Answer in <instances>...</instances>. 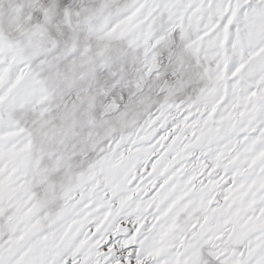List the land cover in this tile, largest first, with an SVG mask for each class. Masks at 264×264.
<instances>
[{"label":"snow or ice","instance_id":"obj_1","mask_svg":"<svg viewBox=\"0 0 264 264\" xmlns=\"http://www.w3.org/2000/svg\"><path fill=\"white\" fill-rule=\"evenodd\" d=\"M0 264H264V0H0Z\"/></svg>","mask_w":264,"mask_h":264}]
</instances>
